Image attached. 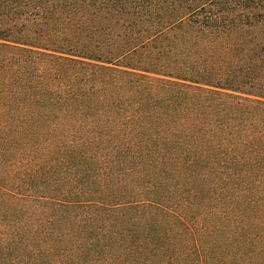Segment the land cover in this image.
<instances>
[{
    "label": "trees",
    "instance_id": "obj_1",
    "mask_svg": "<svg viewBox=\"0 0 264 264\" xmlns=\"http://www.w3.org/2000/svg\"><path fill=\"white\" fill-rule=\"evenodd\" d=\"M0 264H264V0H0Z\"/></svg>",
    "mask_w": 264,
    "mask_h": 264
}]
</instances>
